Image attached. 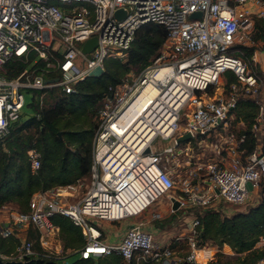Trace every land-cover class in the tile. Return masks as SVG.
<instances>
[{"label": "built area", "instance_id": "2783aa9c", "mask_svg": "<svg viewBox=\"0 0 264 264\" xmlns=\"http://www.w3.org/2000/svg\"><path fill=\"white\" fill-rule=\"evenodd\" d=\"M117 8L124 9L120 18L114 15ZM192 11L200 15L190 16ZM254 16L264 17V0H0V140L21 112L22 88L37 91L33 102L41 107L46 87L72 91L76 82L102 71L106 56L124 58L144 21L158 22L166 31L157 54L109 85L101 99L87 188L80 191L77 179L34 192L26 210L4 204L0 211L6 207L7 219L0 222V235L19 240L11 250H0V257L62 259L75 251L64 248L59 226L51 220L58 212L80 226L82 258L116 252L135 264H228L211 256L196 258L198 214L212 208L228 215L260 197L264 63L257 49L250 60L231 53L236 45L254 43ZM92 35L96 45L83 52ZM13 56L33 64L41 58L44 64L6 76L1 67ZM245 98L257 104L248 131L243 118L234 116L232 122L229 116ZM185 132L190 136L178 140ZM157 134L170 143L153 146ZM26 154L35 170L39 150L31 146ZM163 194L168 211L190 214L184 255L154 238L140 217ZM172 196L179 200L176 209ZM131 217L139 218L127 221L116 240L101 239L103 230L95 223ZM151 217L161 213L152 211ZM29 229L33 237L20 236ZM256 264H264V258Z\"/></svg>", "mask_w": 264, "mask_h": 264}, {"label": "trees", "instance_id": "16d2710c", "mask_svg": "<svg viewBox=\"0 0 264 264\" xmlns=\"http://www.w3.org/2000/svg\"><path fill=\"white\" fill-rule=\"evenodd\" d=\"M231 4L235 0H229ZM253 40L250 45H236L231 53L250 60L254 50L264 52V17L254 16ZM166 35L162 24L155 21H144L134 32L124 60L106 56L103 69L95 75H87L75 83L72 91L66 92L58 85L46 87L43 104L36 113L21 120L19 116L10 124L9 133L0 140V208L12 204L18 210H26L31 195L55 184L71 183L90 172L92 159L93 136L101 99L108 92V86L119 82L130 69H139L157 54ZM34 56L31 53L29 59ZM39 58L30 63L19 56L8 59L1 67L6 76L19 73L24 67L42 65ZM225 73L234 79L229 69ZM209 85L207 90H210ZM34 93L37 94V91ZM264 102V87L262 92ZM257 110L254 100L240 99L232 112L235 118H243L247 125ZM26 129H30L25 132ZM35 146L40 152L39 166L32 170L27 158V149ZM249 148L252 144H249ZM259 200L245 209L234 210L230 214L212 208H205L199 216L196 243L204 247L205 243L215 244L219 248L224 244L231 248L236 262L228 264H256L264 258V177L259 182ZM177 211V210H176ZM174 211V212H176ZM174 212L171 213L174 215ZM51 220L59 226L64 248L75 249L84 243V235L79 225L61 213H53ZM35 232L29 229L27 237ZM14 235H0V250L9 251L18 242ZM182 241L189 243L186 237H173L168 241L170 248L179 252ZM35 247L38 245L35 243ZM180 253V252H179ZM219 254L217 251L216 254ZM216 259V258H214ZM218 260V259H216ZM210 263L213 259L209 260ZM227 263V262H225ZM17 264H135L126 260L121 254L110 252L87 258H76L65 262L60 258L42 254L28 256ZM152 264H157L156 262Z\"/></svg>", "mask_w": 264, "mask_h": 264}, {"label": "rangeland", "instance_id": "374dc122", "mask_svg": "<svg viewBox=\"0 0 264 264\" xmlns=\"http://www.w3.org/2000/svg\"><path fill=\"white\" fill-rule=\"evenodd\" d=\"M121 60H124V58H122ZM222 75H223V78H226L224 73ZM212 88L213 87H211L209 91H212ZM22 92H23L24 104L21 107V120H24L26 117L35 114L37 108L32 104L33 103V95H34L33 90L27 89V88H22ZM44 105H45V103L43 104V106ZM229 116L231 118V121L234 122L233 121L234 120L233 117L235 116L234 113L232 112ZM94 121L96 122V116L94 117ZM29 130L30 129H26L25 132H28ZM170 141H171L170 138H163L159 134H157L156 136H154L151 143L153 146L161 147L163 145L169 144ZM78 180H80L81 185L79 186V190L81 191V190H84L85 188H87L88 184L90 183V176H89V174H87L86 176L78 178ZM167 200H168L167 196H165L163 194L162 196L159 197L158 200L153 202V204H151V206L140 216L142 218H145V223L151 224L154 226H159V228H161V230L158 229L153 233V236L155 238L159 237V236L157 237V235H156L157 233H159V234L163 233L162 228L166 229L169 226V224H171L172 221L174 222L176 219V218H172L171 212L168 211L167 204H166ZM161 203H163L162 206H160ZM245 206H248V204H246ZM245 206L241 205V207H243V209ZM152 211H159L161 213V217L160 218H154V217L152 218L151 217ZM138 218L139 217H131V218H126V219H121V220H100L98 223H95V225H97L98 227H102V226L104 227V225H110L111 231L112 230L117 231V230H120L121 228L122 229L124 228L125 222H127L129 220H133V219H138ZM166 236H167V234H166ZM173 236H175V235H173ZM159 240L162 242L163 241L165 242V238L160 239V237H159ZM208 242H206L204 245H207ZM181 245H182V247L179 250L180 253L185 252V250L187 249V244L185 241H182ZM201 247H202V245H201ZM223 250H221L220 248L218 250H216L213 254V258H216L219 261L227 262V263L228 262H236L235 261L236 254L234 253V251L231 248L225 246ZM217 251L219 252V254L218 253L216 254ZM76 258H79V254H78V252L73 251V252L67 254L61 260L65 261V262H70Z\"/></svg>", "mask_w": 264, "mask_h": 264}, {"label": "crops", "instance_id": "0c3cea01", "mask_svg": "<svg viewBox=\"0 0 264 264\" xmlns=\"http://www.w3.org/2000/svg\"><path fill=\"white\" fill-rule=\"evenodd\" d=\"M256 54L260 58L261 62L264 63V52L262 50H258L257 49ZM162 204L163 203H161L160 206H162ZM166 204H167V208H168V202H166ZM8 205L9 206H13L12 204H8ZM245 208L246 207H244V209ZM242 209H243V207H241V206L237 207V210H242ZM5 211H6V207L1 209V211H0V222H6L7 218H6ZM171 213H173V212H171ZM189 215L188 214L182 215L180 210H177L176 212H174V215L171 214L172 218H176L175 221L174 222L172 221L171 224H169V226L166 229L162 228L163 233H160V234L157 233L156 234L157 237L159 236L160 239L165 238V242L170 241L173 237H179V238L185 237V235L188 233V230H189V225H188L189 224ZM126 223L127 222L124 223V228L123 229L121 228L120 230H117V231H114V230L111 231L110 230L111 229L110 225H104V227L102 226L101 228H102L103 231H102V233L100 235L101 239L104 240V241L116 240L122 234V232L124 231V229L126 227ZM145 227L150 229L153 233L156 230H158V229L161 230V228H159V226H154V225L147 224V223H145ZM27 232L28 231H20L19 234H20L21 237H23L25 234L27 235ZM165 233L167 234V236H166ZM173 235H175V236H173ZM159 237L156 238V239L159 240ZM226 245H228V244L224 243L220 247V249L223 250ZM204 247H206V248L208 247L209 249L212 250L211 253L208 254L207 258L209 256L213 257L214 252L219 249V247L217 245L211 244V243L205 245Z\"/></svg>", "mask_w": 264, "mask_h": 264}, {"label": "water", "instance_id": "95a60500", "mask_svg": "<svg viewBox=\"0 0 264 264\" xmlns=\"http://www.w3.org/2000/svg\"><path fill=\"white\" fill-rule=\"evenodd\" d=\"M114 15L118 18L122 17L124 15V9L122 8H117L115 11H114ZM200 15V11H192L190 13V16H199ZM97 43V37L95 35H92L90 37H88L82 44V51L83 52H88L90 51L91 49L94 48V46L96 45ZM190 136L189 132H185L184 134L178 136V140H183V139H187L188 137ZM149 148L146 147L145 150H148ZM246 187L247 188H250L251 187V182L249 180L246 181L245 183ZM171 206L173 209H176L179 205V200L176 199L174 196L171 197ZM79 258H82L81 256H79ZM20 262H23L22 260H15V259H2L0 257V264H17V263H20Z\"/></svg>", "mask_w": 264, "mask_h": 264}, {"label": "bare ground", "instance_id": "6f19581e", "mask_svg": "<svg viewBox=\"0 0 264 264\" xmlns=\"http://www.w3.org/2000/svg\"><path fill=\"white\" fill-rule=\"evenodd\" d=\"M211 251L212 250L209 249L208 247L207 248L206 247H201V248H199L197 250L196 258L198 260L204 261L207 258L208 254L211 253Z\"/></svg>", "mask_w": 264, "mask_h": 264}]
</instances>
